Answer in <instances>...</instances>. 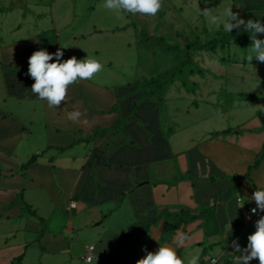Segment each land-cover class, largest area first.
Wrapping results in <instances>:
<instances>
[{
    "label": "rangeland",
    "instance_id": "obj_1",
    "mask_svg": "<svg viewBox=\"0 0 264 264\" xmlns=\"http://www.w3.org/2000/svg\"><path fill=\"white\" fill-rule=\"evenodd\" d=\"M251 1L257 0H161L162 7L154 16L126 13L120 18L104 7L105 0H0V61L7 62L9 56L19 58L18 63L26 67L21 70L25 75L21 76V83L29 85L28 88L23 86L25 90L13 87L7 90L8 79L0 70V109L27 119L24 123L30 128L20 146L13 148L15 154L8 158L10 165L6 157L4 162L9 165L7 168L17 170L33 155H40L38 162L27 171L30 175L26 177L24 173L23 184L19 177H16L17 183H8L9 188L26 187L24 196L0 189V264H116L113 254L120 244L123 247L119 261L123 264H137L146 255L145 249L154 252L160 246L174 248L180 257L199 255V264H205L211 253L203 248L207 246L205 249L209 250L214 242L222 241L225 246H231L232 241L239 239L244 248L247 246V237L256 230L258 218L248 214L250 206L256 204H247V197L242 194L240 200L236 199L237 203L230 199L227 204L222 203L220 214L224 229H221L220 219L215 218L212 223L215 238L210 239V233L206 232L205 236L204 232L206 242L190 248L177 241L181 236L178 230L191 223V215L208 216L211 210L207 209L218 204L219 197L224 199L227 191L234 192L233 197L238 198V189L222 188L216 199L212 197L210 204L202 205L196 200L197 194L185 191L195 186L196 178H201L199 171L209 172L210 181L218 179L215 176L218 169L213 168L216 162L201 151L204 141L212 136L218 138L217 135L227 141L229 137L238 136L242 150L253 153V161L264 156V136L257 138L260 133H243L254 115L264 117V63L255 58L250 62L247 57L251 54V43H240L232 34H226L225 41L213 45L211 41L221 38L225 32L210 26L201 14L203 11L218 14L232 7L245 22L246 17L264 18V13L258 9L243 10ZM232 33L246 37L244 31L233 29ZM42 49L49 53L67 50L68 59H94L102 65L101 71L94 74L95 80L112 82L108 80L111 73H115L116 78L121 77L115 82L131 81L138 94L165 85L164 91L152 98L158 103L161 125H157L155 115L145 108L141 112L143 119L137 120L139 124L135 126L132 122L133 138L142 146L124 147L114 158L115 162H122L123 169L113 176L117 187L112 185L106 189L107 194L116 191L112 196L104 198L103 192H99L103 182L98 180V171L92 174L93 181H84L89 171L84 168L88 160L84 145L64 153L55 148L47 150L50 144L56 143L54 130L49 129L52 126L48 127L47 121L52 123L55 119L52 114L46 115L47 101L32 93L35 80L28 73L29 57ZM25 92L32 97H26ZM73 92L67 100L76 102L78 98ZM131 119L119 125L125 131L121 144H132L125 130V124ZM228 129L232 132L223 134ZM95 131L88 141L98 138L94 136ZM151 131L156 137L153 148L146 142V134ZM115 135L109 144L114 142ZM228 144L224 150L238 149L230 141ZM169 148L170 157L167 156ZM96 149L101 150V147ZM260 153L261 157L257 158ZM186 157H198L199 163L189 167ZM246 157L241 153L233 162L231 156L224 162L215 160L222 167L221 171L231 174L228 171L245 172L239 166L250 163L251 159ZM0 167L4 166L0 163ZM103 169L108 175L112 171ZM154 172L164 187L141 186ZM121 174L128 179L125 185L118 183ZM3 177L0 183L15 180ZM223 179L216 182L220 185L227 182ZM211 182L206 186L208 192L217 184ZM147 191H152L151 203L144 206ZM72 202L77 208L70 211ZM192 202L199 204L190 206ZM155 218L159 219L153 223ZM206 225L207 221L203 222L204 228ZM44 228L45 234L41 236ZM91 245L100 260L96 257L94 262L87 263L86 249ZM23 253L20 263L14 260Z\"/></svg>",
    "mask_w": 264,
    "mask_h": 264
},
{
    "label": "crops",
    "instance_id": "obj_2",
    "mask_svg": "<svg viewBox=\"0 0 264 264\" xmlns=\"http://www.w3.org/2000/svg\"><path fill=\"white\" fill-rule=\"evenodd\" d=\"M256 9H258L261 13H264V1L257 0V1L247 2V5L245 6V8L243 10L250 12L251 10H256ZM245 19L247 21L251 18L246 17ZM244 33L246 34L245 38L241 37V36H239V37L244 41H251L250 35L247 32H244ZM263 36H264V34H260V38ZM17 53H20V52H17ZM12 55H14V54H12ZM18 60H19V58H16L15 56H9L8 60H6L7 62L0 61V70L5 72V75L8 79V85H7L8 89L7 90H9V91H10L11 87H13L14 90H16V89L22 90V88H24L23 90H25V87L26 88L29 87V85H27L28 86L27 87L25 85H22V83H21V81H23L21 76H25L21 70H26V67H23L22 64L18 63ZM1 64H3V65H1ZM110 66L112 67L113 64ZM116 77H117V74L111 73V77H109L110 80H108V81L112 80V82L98 81V80H95L94 78H92L90 80H78L74 84L68 86L66 99L62 100L59 105L50 107L48 105V103H46V106H45L46 115L52 114V117H54V119H55V121H53L52 123L47 121V126L48 127H49V125L52 126V127H49V129L54 130V136H55L54 138L56 141V143L50 144L47 147V150L53 149V148L58 149V147H64L65 150H59L58 149L60 152L64 153L65 151L73 149L78 145H84V147L86 148V151H87V155H88V160H87V163L85 164L84 168H86L89 171L87 173L86 179L84 178L85 180L84 179L83 180L86 183L93 181L91 179V176L94 172L98 171L99 172L98 180L100 182H103L102 184H100L101 190L99 189V192H103L104 198H106L107 196L108 197L112 196V194H116V191H114V192L110 191V192H108L109 194H107L106 189L109 186L112 187V185H114L115 188L117 187V181H115V178H113V176L115 175L117 170L123 169L121 167V165H123L122 162L118 163V162H115V160H114L115 156H117V153L119 152L118 154H120L121 149H123L124 147H129V145L130 146L131 145H133V146H137V145L140 146L141 145L142 146V144H140V142L137 141L136 138H133V136H135V135L133 133L132 122H135L136 125L135 124L134 125L137 126V124H139V122H137V120L143 119L141 112L146 108V110L147 109L150 110V111L148 110L149 113L155 115L157 125H158V123H159V125H161V123H160V119H161L160 118V109L158 108V103H156L153 100H144L140 104L138 111L133 115L134 118H132L131 121L129 120V122H127L125 124V130L128 133V135L130 136L131 140L133 141V142H131L132 144H129V143L121 144L122 138L125 137V133H123L125 131H123V129L121 130L120 129L121 127H119V130L110 129L104 136H98L97 139H95V140L91 139L90 141H88V138H90L92 136L91 133L94 130H96L98 128H112L114 125H117L118 121L123 120V119H129L132 116L131 115V107H132L133 101L141 96V94H138L136 92V91H138L137 87H135V88L132 87L133 85H132L131 81L125 82V83L123 82L122 84H120V83L118 84L115 81L119 80L121 77L120 78H116ZM10 81H12V82L18 81V83L12 84ZM23 86H25V87H23ZM71 88H72V91H71ZM73 90H74V92H76L75 97L78 98V100H76V102L67 100V98L70 97ZM26 93H27L26 97H32L30 94H28V92H25L24 94H26ZM16 96H17V94H16ZM17 97H19V96H17ZM3 99H5V101H6L7 97H4ZM118 104H119V107H118ZM76 111H79L81 113V115L76 117V120L69 119V113H73ZM53 114L55 116H53ZM26 121H27V119H22L20 117H16L14 112L11 113L7 110H3V108H2V110L0 109V155H3V157H0V163L2 166H4V167H0V173L2 174V175H0V182H1V176H4L5 178L6 177L15 178V180L2 181V183H0V189L5 190V191L12 190L16 193H22L23 196H24V190L26 187H24V188H22V187L21 188H14V187L9 188L8 187V186H10V185H8V183H10V182L15 183L16 182V177L20 178V180H21L20 183L23 184V182H25L24 178H23V176L25 174L21 170L22 167L20 169H17V170L7 168V167L10 165V159H8V158H10L11 154L12 155L15 154V153H13V148L17 144H19V143L21 144L20 141L23 138L24 134L30 133V128H28L24 123ZM252 121H254L253 124H251ZM246 126H247V128H245L246 131H243V133H246V134L250 133V132L260 133V134H258L257 138H262L264 136V129H263L264 125H263L262 119L258 113L256 115H254V117L251 120H249L247 122ZM115 132L117 133V135H115ZM113 134L116 137L114 139V142H111L109 144V140H111V138H113L112 137ZM50 136H52V135H50ZM217 136H218V138L213 139L214 137L212 136V138L204 141V143L202 145L203 149H201V151H202V153L206 154V156L208 158H212L216 162V167L215 166L213 167L214 170L218 169V173L215 175V176H217L216 178H218L216 181H223L224 180L223 178H225L227 180V182L222 183L220 185V183L216 182L215 180H211L217 184L214 185V188L211 189V192H208L206 190V186H208L212 183L209 179V172L199 171L201 178L200 179L196 178V180H194L195 186L193 185L191 188L188 187L187 190H185V191H187L188 194H190V192H193L194 195L197 194L196 200H198L200 202V204H202V205L210 204L209 199H211V201H213L212 197L216 199L218 197L219 192L221 193L220 190L222 188H227V189H230V188L234 189L235 188V190L238 189L236 191L238 198L233 197L235 195L234 192L227 191L226 192L227 196H225L224 199H221V197H219L218 199H220V200L218 201V204H215L212 209H207V211L211 210L212 214L211 213H210L211 215L209 214L210 217H209V215L207 216L204 214L203 215L200 214L201 216L197 215L200 217L199 219L191 221V223H189L187 226L184 225L182 229L178 230L180 235L184 234V235H187L190 237V239L184 241V243H183L184 247L190 248V247H192V245H195V244H198V245L204 244L206 242V239H205L206 232L210 233V235H211L210 239H212L214 237L212 235L215 232L214 231L215 226H213L212 223H213L215 218H219L220 221L222 220L221 214H220V209H221L222 203L225 202V204H227L229 199H230V202L237 203L238 200H240V196L242 194V196L244 198L247 197V200H248L247 204L254 205L255 202L251 199L253 193L256 190L264 189V156L261 159L259 166L254 168L251 171L250 178H247V179L240 178V176H244L249 171L250 166L255 165L256 162L260 159L253 161V159H251L252 156H254L253 153L252 152L251 153L246 152V150H245V152L243 151L244 149L239 144L240 141H237L239 138L238 136L237 137L233 136V137L228 138L229 141L231 143H233L232 145H236L238 147V149L236 148V150L232 149L229 151H226L223 149L226 147V145H229L228 144L229 141H227V139L222 137L221 135H217ZM220 137L223 139H220ZM162 138L164 139V136H162ZM155 140H156V137L152 131H151V134H146V142L150 148H153V146L155 145V144L154 145L152 144L153 142L155 143ZM222 140H224V141H222ZM11 141H12V143H11ZM20 144H19V146H20ZM105 144H107V146H105ZM168 144H169V146H171L170 143H168ZM151 145H152V147H151ZM97 146L101 147V150L96 149ZM241 153H245V155L248 156L246 158L251 159L250 163H244V165L239 166V167H241V169H243V171H245V172L247 171L246 173L245 172L234 173L233 170H230V171L227 170L228 172H232L231 174H229V173H225L224 171H221L222 167L218 164V162L216 160H218V161L221 160L222 162H224L227 157L231 156L233 158V160H232V162H233L234 160H236L237 156ZM200 155L203 158H205L202 154H200ZM213 155L216 158H214ZM260 155H261V153L258 155L257 158L261 157ZM167 156L168 157L171 156L170 155V148L168 149ZM197 156L199 157V154H197ZM220 156L222 159L220 158ZM4 157L7 158L6 162L9 165H7L6 162H4ZM198 157H193L191 159L186 157V161L189 163V167H190V165L191 166L193 165L192 168L197 166V164L199 163ZM111 159H113L112 162H111ZM154 159H155V157H154ZM221 161H219V162H221ZM32 165L30 167H32ZM187 167H185V168H187ZM103 168H107L106 169L107 171L109 168L110 170H112L114 172L109 171L110 174L108 175L107 174L108 172L106 173V171H103L104 170ZM29 169H31V168H29ZM29 171L30 170H28V172ZM28 174L29 173H27L25 176L27 177L30 175V174L29 175ZM106 174L108 175V177H106ZM121 175H122V177L119 179L118 183H120V185H125L127 183L126 181L128 179H127L126 175H124V174H121ZM101 178H102V180H101ZM105 179H106V181H105ZM22 184H20L19 186H21ZM131 184H133V180H132ZM141 184H140L141 186H144L146 184H150V185L154 184L160 188L164 187L163 185H161V179L159 180V178L156 177L155 172H154V175H151L150 180H145ZM229 184H232L233 187H231ZM138 187H140V186H138ZM179 187H180V185H179ZM176 188L177 187H175L174 189H176ZM167 189H164V190H167ZM174 189L171 188L170 190L173 191ZM134 191L136 192V189ZM161 191H163V190H161ZM79 192H83V191L80 190ZM150 194H152V191L150 193L148 192L147 199H145V200L143 199V201H145L143 204L144 206H148V204L151 203L149 201L150 196H151ZM236 199H238V200H236ZM193 202L191 203L190 206H192L193 204L196 203V202L195 203H193ZM73 203H75V202H72L70 204V207H69L70 211L74 208H77L76 203H75L76 207L72 206ZM196 204H199V203H196ZM231 204H233V203H231ZM255 207L256 206H252V207L250 206V210H248V214L250 213L251 216H255V219L256 218L260 219L261 215H264V213L258 212L257 215L251 214V209L255 208ZM57 209H58V206L55 207L54 211H57ZM154 216H156V215H154ZM41 218L44 219L43 217H41ZM159 218H157V219H159ZM44 220L50 221V220H52V218L50 217V218H47ZM154 220H156V218ZM205 221H207V225H206L207 230H206V228H204L202 226L203 222H205ZM219 224L221 226V229H224L222 221ZM204 232H205V236H203ZM236 241L240 242L239 239H236ZM91 246H93V245H91ZM205 247H207V246H205ZM205 247L203 248V251L211 253L210 256L208 257L207 261L209 260V258H211L213 256H223V257L230 260V259H233L235 256L240 255L238 253V251L233 249L232 245L231 246H225L222 243V241H220V243H218V244L216 242H214V245L210 246L209 250L205 249ZM89 248H90V246L87 247V249H86L87 250L86 255L90 252ZM243 248H244V246H242L241 250ZM95 250H96V248H94V250H93V253L95 256L94 259L96 257H98L95 254ZM186 250L189 252L188 249H186ZM98 259L100 260L99 257H98ZM92 262H94V260ZM92 262H90V263H92ZM118 262L122 263L121 261H118ZM251 262H256L257 264H259L258 259H254ZM87 263H89V262H87Z\"/></svg>",
    "mask_w": 264,
    "mask_h": 264
},
{
    "label": "clouds",
    "instance_id": "obj_3",
    "mask_svg": "<svg viewBox=\"0 0 264 264\" xmlns=\"http://www.w3.org/2000/svg\"><path fill=\"white\" fill-rule=\"evenodd\" d=\"M104 7L113 11L118 17L124 18L126 13L156 15L161 9V0H105ZM208 20L210 26L220 29L225 33H232L233 29L247 32L251 39L250 55L247 59L251 62L255 58L258 62L264 63V18L249 19L247 22L233 12L232 7L224 8L222 12L213 14L211 11L201 13ZM67 48V47H64ZM53 56L56 60L53 61ZM63 51L49 53L46 50L35 51L29 57V75L34 78L35 83L31 90L38 94V98L46 100L50 107L59 105L66 99L68 86L78 80H90L94 74L102 69V65L94 59H80L71 57L63 60ZM79 111L69 113V119L76 120L80 116ZM251 199L256 207L252 208L253 213H264V189L256 190ZM256 230L247 237L248 243L242 253L233 258L232 264H250L258 259L259 264H264V215L256 221ZM190 239L189 236L181 234L178 244ZM232 246L237 250L241 249L238 241H232ZM146 255L137 261V264H199V255L180 257L177 251L168 246H160L156 251H147ZM212 264H216L213 260Z\"/></svg>",
    "mask_w": 264,
    "mask_h": 264
},
{
    "label": "trees",
    "instance_id": "obj_4",
    "mask_svg": "<svg viewBox=\"0 0 264 264\" xmlns=\"http://www.w3.org/2000/svg\"><path fill=\"white\" fill-rule=\"evenodd\" d=\"M226 34H229V33H224V35H222L221 38H219V39H215V40L211 41V42L213 43V45H217V44L220 42V40L225 41L224 39H225ZM231 34L233 35V38H235V40H237L238 42H240V43H241V42H245L244 40H242V39H241L239 36H237L236 34L234 35V33H230V35H231ZM261 38L264 39V36L261 37ZM249 43H251V41H249ZM223 44H224V43H223ZM190 47H191V45H190L188 48H190ZM189 53H190V51H187V54H188V55H189ZM174 74H175V73H174ZM164 86H165V85H163V86H161V87H157V90L154 89L153 91H150V92L148 91L147 93L142 92V93H141V96H140L139 98H137L136 100H134L133 103H132V107H131V115H132V116H131V118H134L133 115L138 111V108H139L140 104H141L144 100H152V98H153L154 96H156V95L158 94L159 91H160V92H163V91H164V89H165ZM157 96H158V95H157ZM158 100H159V99H158ZM153 101H154V100H153ZM260 117H261L262 122H263V125H264V117H263V116H260ZM125 121H126V119H123V120L118 121L117 125H114L112 128H98V129H96V131H95V133H94V136H96V137H98V136H104V135H105L110 129H116V130H119V125L122 124V123H124ZM263 129H264V126H263ZM231 132H232V130L228 129V130H225V131L223 132V134L228 135V134H230ZM128 142H133V141H132L131 138H130ZM58 149H59V150H65L64 147H58ZM39 156H40V155H37V154L33 155V156L29 159V161H28L26 164H24V165L22 166L21 170H22L24 173H26V172L29 170V168H30V166H31L32 164H35V163L38 162V158H39ZM260 161H261V159L258 160V161L256 162L255 165L250 166L249 171H248L244 176H240V178H244V179L250 178L251 171H252L254 168H256V167L259 166ZM200 216H201V215H200ZM199 218H200V217L197 216V215H191V216H190V221H194V220H197V219H199ZM157 220H158V219L154 220L153 222L155 223V222H157ZM44 230H45V228L42 229L41 236H43V235L45 234ZM128 237H129V232L125 234V240H127ZM122 247H123V244H120L119 247L116 249L115 253L113 254V260H115L116 262H118L119 259H120V255H121ZM23 257H24V253L21 254L20 256L16 257L14 260H17V262L20 263V262L22 261Z\"/></svg>",
    "mask_w": 264,
    "mask_h": 264
},
{
    "label": "built area",
    "instance_id": "obj_5",
    "mask_svg": "<svg viewBox=\"0 0 264 264\" xmlns=\"http://www.w3.org/2000/svg\"><path fill=\"white\" fill-rule=\"evenodd\" d=\"M68 57H69V52L67 50H63V57L61 58V62H63V60L68 59ZM72 206L76 207V204L73 203ZM251 214L252 215H257L258 212L257 213H253L251 211ZM238 243H239L240 247L242 248L243 245L240 242H238ZM94 248H95L94 246H90V248H89L90 252L85 256V260L87 262H89V263L94 260V257H95L94 253H93ZM233 249H235V248L233 247ZM239 250H241V249H237L236 251H239ZM213 260L216 261V264H232V262H233V259L229 260V259H227V258H225L223 256H213V257L209 258V260L206 262V264H212ZM116 264H121V263L117 262ZM250 264H257V263L256 262H250Z\"/></svg>",
    "mask_w": 264,
    "mask_h": 264
},
{
    "label": "water",
    "instance_id": "obj_6",
    "mask_svg": "<svg viewBox=\"0 0 264 264\" xmlns=\"http://www.w3.org/2000/svg\"><path fill=\"white\" fill-rule=\"evenodd\" d=\"M249 95H251V94H249ZM253 96V95H252Z\"/></svg>",
    "mask_w": 264,
    "mask_h": 264
}]
</instances>
